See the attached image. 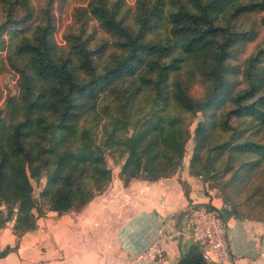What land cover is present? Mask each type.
Returning a JSON list of instances; mask_svg holds the SVG:
<instances>
[{"label": "trees", "instance_id": "obj_1", "mask_svg": "<svg viewBox=\"0 0 264 264\" xmlns=\"http://www.w3.org/2000/svg\"><path fill=\"white\" fill-rule=\"evenodd\" d=\"M67 1L77 6L58 45L55 7ZM9 72L0 230L13 222L19 238L47 212L82 210L87 180L99 192L111 182L106 154L124 186L175 174L185 118L199 114L189 175L213 181L233 216L264 223V0H0ZM177 264L208 263L193 245Z\"/></svg>", "mask_w": 264, "mask_h": 264}, {"label": "crops", "instance_id": "obj_2", "mask_svg": "<svg viewBox=\"0 0 264 264\" xmlns=\"http://www.w3.org/2000/svg\"><path fill=\"white\" fill-rule=\"evenodd\" d=\"M94 198L80 211L61 216L47 212L35 230L16 237L13 223L0 230V264H177L193 246L188 238L163 245L164 257H142L150 239L179 227L193 206L218 209L228 227L235 264H264V223L232 215L208 182L189 175L187 165L156 181L131 180L124 186L119 170L99 192L86 181Z\"/></svg>", "mask_w": 264, "mask_h": 264}, {"label": "built area", "instance_id": "obj_3", "mask_svg": "<svg viewBox=\"0 0 264 264\" xmlns=\"http://www.w3.org/2000/svg\"><path fill=\"white\" fill-rule=\"evenodd\" d=\"M185 237L199 247L208 264H235L225 218L218 209L204 205L186 209L175 231L161 232L152 237L142 257L159 262L164 257V244L181 241Z\"/></svg>", "mask_w": 264, "mask_h": 264}, {"label": "rangeland", "instance_id": "obj_4", "mask_svg": "<svg viewBox=\"0 0 264 264\" xmlns=\"http://www.w3.org/2000/svg\"><path fill=\"white\" fill-rule=\"evenodd\" d=\"M133 1L134 0H126L127 5L129 7L133 6ZM77 4H74V2H64V4H59L55 7V16H56V30L54 32V41L58 45H63V40H62V32L63 28L69 23L70 21V15L72 12V9L76 7ZM95 27L94 23L91 24V30ZM162 31V30H160ZM96 36H100V32L96 31L95 32ZM17 78L14 76L13 73H5L0 76V94H1V99H0V106L2 105V102L7 96H17L18 94V88L16 84ZM200 114L195 118V117H186L185 122L188 124L189 127V133H190V139L186 144L185 147V154L184 158L182 161V166L176 171V173L183 168L184 165L189 164V161L191 159L192 155V150H193V132L196 127V124L200 120ZM131 133V132H130ZM105 161L107 164L108 169H110L111 174L116 171H120V167L122 165V162L120 160H115L111 158L109 155H105ZM175 173V174H176ZM201 180H205L208 182L209 186L214 188L217 191V195H219V191L217 190V187L213 184V181L208 180L206 178H199ZM45 179H42L39 183H32L34 190H33V195L34 197L38 198L41 190L45 186ZM13 222H10V224Z\"/></svg>", "mask_w": 264, "mask_h": 264}]
</instances>
